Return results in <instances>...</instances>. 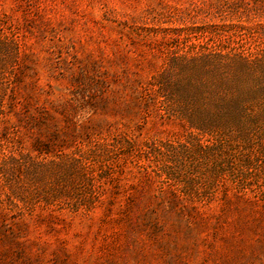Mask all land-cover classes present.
<instances>
[{"label": "rangeland", "instance_id": "1", "mask_svg": "<svg viewBox=\"0 0 264 264\" xmlns=\"http://www.w3.org/2000/svg\"><path fill=\"white\" fill-rule=\"evenodd\" d=\"M0 264H264V0H0Z\"/></svg>", "mask_w": 264, "mask_h": 264}, {"label": "trees", "instance_id": "2", "mask_svg": "<svg viewBox=\"0 0 264 264\" xmlns=\"http://www.w3.org/2000/svg\"><path fill=\"white\" fill-rule=\"evenodd\" d=\"M52 136H53V138L57 137L55 134H53ZM38 147L39 148H37V151H39V152H44V153H49V154L53 153V151L50 148L51 147L50 144L42 143V144H39Z\"/></svg>", "mask_w": 264, "mask_h": 264}]
</instances>
